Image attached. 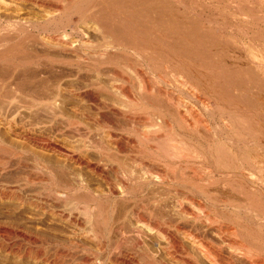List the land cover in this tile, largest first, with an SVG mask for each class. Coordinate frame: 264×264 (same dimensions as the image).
I'll return each mask as SVG.
<instances>
[{"label": "bare ground", "instance_id": "1", "mask_svg": "<svg viewBox=\"0 0 264 264\" xmlns=\"http://www.w3.org/2000/svg\"><path fill=\"white\" fill-rule=\"evenodd\" d=\"M162 27L193 47H169ZM68 56H125L154 101L127 94L118 114L69 86ZM225 56H264V0H0V264L22 258V243L42 264H77L93 243L98 264H264V62L245 82ZM107 74L98 89L111 101ZM85 99L121 117L131 142L103 134L130 166L93 158L109 150L97 140L75 148L50 135L56 122L77 127L67 112ZM36 215L69 227L67 243L46 234L53 225L27 227ZM129 242L135 261L102 257Z\"/></svg>", "mask_w": 264, "mask_h": 264}, {"label": "rangeland", "instance_id": "2", "mask_svg": "<svg viewBox=\"0 0 264 264\" xmlns=\"http://www.w3.org/2000/svg\"><path fill=\"white\" fill-rule=\"evenodd\" d=\"M230 15H232V14H230ZM164 28V29H163ZM166 28H167V25H166ZM165 27H162L161 29H163V31L165 32V33H163L165 36H166V38H167V40H168V44H169V47H170V45L171 44H173V45H177V43L178 44H180L181 46L182 45H185V41H184V39H182V34H177L176 32H173V33H171V31H167V30H169V29H166ZM173 30V29H172ZM163 31H161V32H163ZM175 34V35H174ZM171 35V36H170ZM179 35H181V36H179ZM171 38H170V37ZM177 36V37H176ZM188 36H186V38H187ZM177 38H179V40L177 39ZM177 40V41H176ZM188 40H190L189 38H188ZM177 42V43H175V42ZM207 42H210V41H207ZM193 45V44H192ZM190 43H188V44H186L185 46H188L189 48H192L193 46H192ZM168 47V46H167ZM205 47V49H209V45H206V46H204ZM207 47V48H206ZM168 49V48H167ZM210 50V49H209ZM251 52L252 53H254L253 52V50H251ZM193 53H191V55H192ZM190 54L188 55V56H179V57H181V58H185V59H187V61H191L190 63H193L194 61L193 60H195V59H193V57H194V54L191 56ZM66 57V56H65ZM69 57V59L72 61V63H70V64H67V65H64V64H61L60 66H62V68L65 70V71H67V73L69 72V73H71L70 72V69H71V71H73V75L71 74V76H69V78H67V83L69 84V86L72 88V86L73 87H75V86H78V87H80L82 90H87V91H89V92H95L96 94H97V96H98V98L101 100V101H105V102H109V105L108 106H110V105H114L115 106V108L116 109H114V107H110L111 108V112H113L114 110L115 111H117L118 110V112H119V109H121L122 107H121V103L122 102H124V101H126V95L127 96H132L133 95V97H136V98H139V97H143V100L145 99L146 100V102H151L152 100H153V96H151V94H146L144 91H143V88H142V84L140 83L141 82V72H140V69H141V67L139 66L138 67V65L136 66V63L135 62H132L131 60L129 61V60H126L125 59V56H111L110 58L112 59V64H110V63H108V61H107V58H108V56H107V58L104 60V56H98L97 57V61L95 62V59H96V57H94L93 56V59H92V56H82V58H80V59H83V60H80L79 61V63L81 62L82 64H79V63H76V57L75 56H72L71 58H70V56H68ZM91 57V58H90ZM172 58H173V60H177V57H175V56H171ZM196 57H198V56H195V58ZM205 59H210L211 61H213V62H215V60H217L216 59V57L217 56H203ZM226 57V56H225ZM236 57V58H235ZM227 58V59H226ZM225 58V61L227 62V68H228V70H229V72H230V74L234 77H236V76H238V78H239V76H241L242 78L244 77L243 75H245V77L243 78V81H245L246 82V80L245 79H247V78H249V75H248V73H252V74H255V71L252 69V68H254L253 67V64H252V62L253 61H258V62H261V61H263L264 62V56H247V60H245V59H243V56H240V58H239V56H238V58H237V56H227ZM92 59V60H91ZM233 59V60H232ZM105 61V62H104ZM218 61V60H217ZM216 61V65L219 63V61L217 62ZM235 61V62H234ZM245 61V62H244ZM251 61V62H250ZM249 62V63H248ZM133 63H134V65H133ZM72 64V65H71ZM77 64V65H76ZM249 64V65H248ZM234 65V66H233ZM60 66L58 67V68H60ZM68 66V67H67ZM72 68H71V67ZM84 66V67H83ZM89 67V70H87L88 69V67ZM136 66V68H134ZM82 68L83 67V70H81L80 68ZM251 67V68H250ZM69 68V69H68ZM77 68H78V70H77ZM87 68V69H86ZM90 68H92V69H90ZM114 69L115 70V73H116V76H115V78H114V80H113V90H115L114 92H112L111 93V96L113 97V98H111L112 100L111 101H113V102H111L110 100H109V97H108V95H109V93H106V91H101L100 90V88L98 89V86H103V87H105V86H109V84H110V76H109V74H107V73H109V71L111 70V69ZM140 68V69H139ZM76 69V70H75ZM81 71H80V70ZM86 69V70H85ZM93 69H94V72H93ZM237 69V70H236ZM99 70V72H100V74H99V76H96V71H98ZM106 70H107V73H105L106 72ZM117 70V71H116ZM232 70V71H231ZM81 72V73H79V72ZM254 71V72H253ZM245 72V73H244ZM262 72H264V70H262ZM94 73H95V75H94ZM242 73V74H241ZM140 74V75H139ZM235 74V75H234ZM91 76V77H90ZM78 77V78H77ZM90 78V79H89ZM144 78H146V77H144ZM237 78V77H236ZM242 78H240V80L242 81ZM99 79V80H98ZM112 80V79H111ZM145 80V79H144ZM237 80H239V79H237ZM80 81V82H79ZM101 81V82H100ZM107 84H106V83ZM86 83V84H85ZM92 83V84H91ZM106 84V85H105ZM72 85V86H71ZM86 85V86H85ZM90 85V86H89ZM94 85V86H93ZM97 85V86H96ZM262 87H264V84L262 83ZM91 86H93V87H91ZM96 86V87H95ZM100 90V91H99ZM128 90V91H127ZM183 92L182 93H177L176 92V94H179V96L181 95V98L183 99V102L185 103V104H190L191 102H190V99H189V97H188V93H189V91H188V88H186V87H184L183 88ZM99 91V92H98ZM125 92V94H124V92ZM127 91V92H126ZM113 94V95H112ZM187 94V95H186ZM116 96V97H115ZM151 97V98H150ZM68 98H70V97H68ZM74 99V100H73ZM72 99V101L74 102V101H78V99L77 98H73ZM108 99V100H107ZM117 99V100H116ZM144 100V101H145ZM154 101V100H153ZM97 102V101H96ZM96 102L94 101V100H91V99H85V100H82V101H79L78 102V106H79V110L77 111V113H71L70 111H68L67 113H68V115H71L70 117H72V120L74 121L75 120V122H77V127H69L68 125H66L65 127L63 126V124H62V126H61V124H58V122H56V126L58 127V130H55V131H51L50 130V135L52 134L55 138H57V140H58V142L61 144H64V145H67V143H68V145H72V146H74L75 148H78V147H80V145L82 144V141L84 142H90V141H92V140H97L98 142H100L103 146H105V147H108L109 148V150L107 149L106 151H103L102 153L103 154H101V155H99L98 153H94L95 151H90V153H91V156L94 158H97V157H100L101 159H103L104 161H105V164H107V167L109 168H111V169H114V167H116V162L119 160V163H121V164H124V165H126V166H130L131 165V163L129 164V156L128 155H126L125 153L123 154L122 153V155L124 156H122L121 155V152H115L116 151V149L114 148L115 146L114 145H112V146H109V145H111L109 142L110 141H108L107 140V138H106V140H105V138H104V134H106V132L107 131H111L113 134H114V136H116V138L117 139H120V140H127L128 141V139H129V141L128 142H131L132 141V139L133 138H131V136H128L126 133H124V132H121L120 131V129H118L119 128V125L120 124H123L122 122V119H121V117L119 116V115H114L113 113L115 112H113V113H110V112H108V110L106 111L105 109H100V111H99V107L97 108V104H96ZM121 102V103H120ZM162 102V101H161ZM190 102V103H189ZM76 103V102H75ZM110 103H113V104H110ZM96 104V105H95ZM162 104L163 105H166V103H164V102H162ZM117 105V106H116ZM110 108H108V109H110ZM114 109V110H113ZM99 111V112H98ZM110 111V110H109ZM101 112V113H100ZM117 112V113H118ZM71 113V114H70ZM103 113L105 114H107L108 115V117H104V116H102L103 115ZM116 113V112H115ZM121 113V111L118 113V114H120ZM73 115V116H72ZM105 118H107V119H111L112 120V123L113 124H111V122H109L108 123V120H107V122L104 120ZM119 121H122V122H119ZM60 123V122H59ZM104 123H106V124H104ZM107 125V126H106ZM109 125V126H108ZM113 125H114V127H113ZM103 126V127H102ZM68 127V128H67ZM67 128V129H66ZM73 128V129H72ZM76 128H77V130H76ZM107 128V129H106ZM56 131H58V132H56ZM77 131V132H76ZM54 133H56V134H54ZM81 135H80V134ZM104 133V134H103ZM108 133V132H107ZM56 135V136H55ZM58 135V136H57ZM83 135V136H82ZM126 136V137H125ZM129 137V138H128ZM59 138H60V140H59ZM95 138V139H94ZM62 139V140H61ZM82 139V140H81ZM87 141H86V140ZM131 140V141H130ZM61 141V142H60ZM113 150L112 152L110 151V150ZM110 151V152H109ZM113 153L115 154V153H117V155L115 156V157H111L112 155H113ZM104 154H106L107 156H109L112 160L114 159V158H117L118 160H109L110 158L108 157L107 158V156H105ZM119 154V155H118ZM111 155V156H110ZM119 156V157H118ZM108 160V161H107ZM110 161H112V162H110ZM114 161H116V162H114ZM129 164V165H128ZM262 164V163H261ZM264 164V163H263ZM262 164V165H263ZM112 166H113V168H112ZM109 168V169H110ZM19 170V169H18ZM17 170V171H18ZM18 173H19V171H18ZM109 177H110V180H112V181H116V177L114 176V174L112 173V172H110L109 171ZM91 181V182H90ZM89 182L90 183H94L95 181L93 180V179H89ZM38 187V186H37ZM36 187V188H37ZM0 207H1V205H0ZM0 210H1V208H0ZM9 210H12V208H9ZM17 210V209H16ZM14 211H15V209H14ZM21 213H22V211H21ZM23 214V213H22ZM24 215V214H23ZM26 217V216H25ZM32 217H34V218H31V220L30 219H28L27 220V218H25L26 220H24L25 221V225L27 226V227H29V228H32V229H35V228H37V230L39 231V229H40V232H42L41 230H45V225H49V227H50V225L52 226V227H54L55 229H57V232H50V233H48V230L46 229V234H50V236L52 237V238H54L55 236L57 237V239L58 240H60V241H63V242H66L67 243V241L69 240V238L70 237H67L68 235L67 234H69L70 233V229H67V228H69V227H67L65 224H63V223H61L60 221H48V220H46V219H44L41 215H36V217L35 216H32ZM43 218V219H42ZM24 221H22V223L24 222ZM26 221L28 222V223H26ZM46 221V222H45ZM33 223V224H32ZM42 223V224H41ZM24 224V223H23ZM29 224V225H28ZM31 226V227H30ZM39 228V229H38ZM59 228V229H58ZM58 230L60 231V232H58ZM64 230V231H63ZM68 230H69V232H68ZM67 231V232H66ZM43 232H45V231H43ZM66 232V233H65ZM61 235V236H60ZM55 237V238H56ZM68 238V239H67ZM148 238V237H147ZM147 238H144L145 240H146V243L148 242V240H147ZM63 239V240H62ZM66 243L64 244H62L61 246L62 247H66L67 245H66ZM130 243V242H129ZM126 243V244H128V245H124L123 246V248H120V249H118L119 250V252H118V250L116 249V250H113V249H106V251L105 252H103V254H102V257L103 256H105V254H110L111 255V253H112V255L114 256L115 254L116 255H124V256H126L127 257V259L128 260H133L134 259V261H135V258L134 257H136V255H135V253H137L138 252V250L132 245V243ZM23 245H22V250H23V253L25 252V254H23V253H21L22 254V258H20V259H18V261L17 262H15V263H13V262H11L10 261V264L12 263V264H42L39 260H35V259H32L31 257L29 258V256L28 255H26V244L25 243H22ZM64 245H66V246H64ZM91 245H93V247L91 246ZM60 246V247H61ZM90 246H91V248H90V250H91V254H93L94 252H96V251H94V250H96V249H94V243L93 244H90ZM68 247V246H67ZM125 248V249H124ZM50 249H51V247H50ZM52 250V249H51ZM50 251V250H49ZM53 251V250H52ZM94 251V252H93ZM111 251V252H110ZM137 251V252H136ZM22 252V251H21ZM52 253L53 252H49L48 254H49V256L51 255L52 257H53V255H52ZM79 253V254H78ZM82 252H79V250L76 252V251H74L73 252V255H75L77 258V260L78 261H80L79 259H80V257H82L83 255H84V257H82L81 258V261L80 262H78L77 264H82V260L84 261L83 263L84 264H94L95 263V261H93L92 259H91V254L89 255L88 253V255L87 254H85V253H82ZM77 254V255H76ZM80 255V256H79ZM85 255H87V257L85 256ZM2 254L0 255V261H2ZM50 256V257H51ZM86 257V258H85ZM79 258V259H78ZM90 258V259H89ZM87 261V262H86ZM26 262V263H25ZM1 263V262H0ZM9 264V263H8ZM69 264H70V262H69ZM71 264H75V263H73V262H71ZM95 264H98L97 262L95 263ZM107 264H114V263H110V262H107ZM141 264H144V263H141ZM177 264V263H176Z\"/></svg>", "mask_w": 264, "mask_h": 264}]
</instances>
